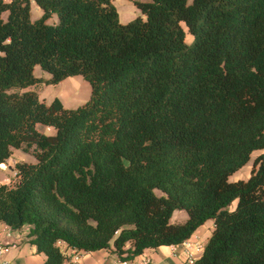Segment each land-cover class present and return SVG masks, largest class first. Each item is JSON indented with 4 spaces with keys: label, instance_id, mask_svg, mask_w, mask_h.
<instances>
[{
    "label": "trees",
    "instance_id": "obj_1",
    "mask_svg": "<svg viewBox=\"0 0 264 264\" xmlns=\"http://www.w3.org/2000/svg\"><path fill=\"white\" fill-rule=\"evenodd\" d=\"M31 1L0 0V164L36 159L0 183V223L29 225L33 264L111 245L131 260L207 219L192 264H264V151L230 179L264 150V0L135 1L144 18L126 23L112 0H33L36 19ZM36 65L47 84L82 76L89 98L41 100Z\"/></svg>",
    "mask_w": 264,
    "mask_h": 264
},
{
    "label": "crops",
    "instance_id": "obj_2",
    "mask_svg": "<svg viewBox=\"0 0 264 264\" xmlns=\"http://www.w3.org/2000/svg\"><path fill=\"white\" fill-rule=\"evenodd\" d=\"M32 2L34 1H31L30 6L32 5ZM263 151L264 150L253 151L250 161L234 172L230 176V179L236 180L247 178L253 166V159ZM180 210H174L173 214H178L182 217V220L173 221V218H170L172 223H182L186 220L187 213L181 215L179 212ZM213 226L214 222H212L211 225L205 224L204 222L196 228L190 238L193 241L197 240L198 242L199 240H202V238L207 241L211 235ZM24 229L25 227L23 226L20 230H12L4 223H0V244L3 245L4 248V251L0 255V264H3V262H8V264H33L42 263L45 260V254L37 252L35 246L28 241ZM130 246V242H127L125 248H129ZM113 249V245L109 248L95 251H76L75 249L68 248L66 250L68 258L63 264H113V261L118 257ZM145 258H149L151 264H186V253L181 244L146 248L141 254L131 260L133 264H141V261Z\"/></svg>",
    "mask_w": 264,
    "mask_h": 264
},
{
    "label": "rangeland",
    "instance_id": "obj_3",
    "mask_svg": "<svg viewBox=\"0 0 264 264\" xmlns=\"http://www.w3.org/2000/svg\"><path fill=\"white\" fill-rule=\"evenodd\" d=\"M135 1L150 0H112V3L117 9L120 22L126 23L128 21L133 20L139 15L144 18L141 9L135 4ZM41 13L42 12L40 7L35 2H32V5L30 6V17L32 19H36L41 15ZM56 21V15H53V17L49 19L50 23ZM185 41L187 43L191 42L188 39L187 34ZM33 73L42 81L30 86L29 89H33L38 94L39 98L45 101L46 103H49L52 101L53 98L58 97L65 107H76L84 103L89 98L90 85L80 75L66 78L57 84H47L44 81L49 78L50 74L48 72L42 70L38 65H36L33 69ZM37 128L39 131H42L47 134L53 132L52 129H49L40 124L37 125ZM35 160L36 159L33 155V146L28 149H12V153L4 163V167H0V183H5L8 185L14 184L18 179V176L16 174L17 170L15 169L16 164L20 162H35ZM156 193L161 194L159 190H156ZM234 205L235 201L232 202L230 207H233ZM179 212L181 215L186 214V211L184 210H180ZM171 218H173V221L182 220V217L176 213H172ZM212 222V219H207L205 221V224L211 225ZM24 227L25 234L27 236V233L29 231V225H25ZM199 242L201 243L202 247H204L207 241L202 238V240H199ZM202 250L203 248L200 252L197 253L198 257L201 255Z\"/></svg>",
    "mask_w": 264,
    "mask_h": 264
},
{
    "label": "built area",
    "instance_id": "obj_4",
    "mask_svg": "<svg viewBox=\"0 0 264 264\" xmlns=\"http://www.w3.org/2000/svg\"><path fill=\"white\" fill-rule=\"evenodd\" d=\"M180 244L183 246L184 251L186 253V264H192L194 260L198 258L197 253L200 252L202 248H204L202 247L200 242H198L197 240L193 241L190 237L183 240ZM3 251V245L0 244V255ZM3 264H8V262H3ZM113 264H133V262L132 260L120 259L117 257L113 261ZM141 264H151V261L149 258H145L141 261Z\"/></svg>",
    "mask_w": 264,
    "mask_h": 264
},
{
    "label": "bare ground",
    "instance_id": "obj_5",
    "mask_svg": "<svg viewBox=\"0 0 264 264\" xmlns=\"http://www.w3.org/2000/svg\"><path fill=\"white\" fill-rule=\"evenodd\" d=\"M0 167H4V163H1V164H0ZM0 169H1V168H0Z\"/></svg>",
    "mask_w": 264,
    "mask_h": 264
}]
</instances>
